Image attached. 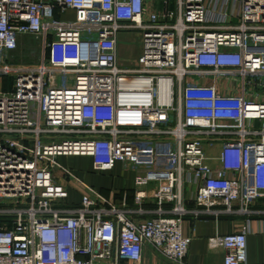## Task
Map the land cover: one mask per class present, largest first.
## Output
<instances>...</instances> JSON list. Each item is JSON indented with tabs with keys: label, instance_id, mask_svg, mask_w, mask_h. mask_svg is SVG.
I'll use <instances>...</instances> for the list:
<instances>
[{
	"label": "built area",
	"instance_id": "2783aa9c",
	"mask_svg": "<svg viewBox=\"0 0 264 264\" xmlns=\"http://www.w3.org/2000/svg\"><path fill=\"white\" fill-rule=\"evenodd\" d=\"M157 3L0 0V264H139L143 245L179 264L184 185L215 215L264 199V0ZM121 33L139 38L128 61ZM72 156L135 164V212L174 215L129 218L56 161ZM248 231L207 239L221 264H264L246 260Z\"/></svg>",
	"mask_w": 264,
	"mask_h": 264
},
{
	"label": "crops",
	"instance_id": "0c3cea01",
	"mask_svg": "<svg viewBox=\"0 0 264 264\" xmlns=\"http://www.w3.org/2000/svg\"><path fill=\"white\" fill-rule=\"evenodd\" d=\"M158 0H154L153 9H158ZM131 34V33H130ZM127 33H121L116 44V56L119 60H130L124 52V46L120 42L124 41ZM137 53V51H136ZM135 53V54H136ZM218 145H214L213 147ZM211 148V147H210ZM209 149V148H208ZM207 149V150H208ZM208 155H212L207 152ZM63 158V157H59ZM68 158H77L88 164L91 173H97L91 169L90 158L86 156H72ZM64 159V158H63ZM57 163L61 165L58 161ZM119 163H115L111 169L106 171H99L100 174L110 173L106 183L97 181L94 183V189L102 195L105 199L113 202L117 206H123L127 211V216L133 220H139L154 216L170 217L174 214L170 211L172 203H163L160 212H156L155 204L146 200L141 204V212H135V207L132 203L133 194V172L124 171ZM93 171V172H92ZM74 172V171H73ZM97 173V174H98ZM75 174V173H74ZM108 177V176H107ZM95 181V180H94ZM70 192L75 193L72 190ZM193 188L183 186L181 197L182 207L184 213L181 215V228L184 235L190 237L187 251L183 260L179 264H221L223 249L219 246L211 247L207 239L211 236L222 235L227 232L235 231L245 225L248 219L249 231L245 236V252L246 260L250 263L264 262V199H258L250 206L251 211L249 215H242L236 213H219L213 214L206 212L203 207L197 206L193 201ZM76 194V193H75ZM68 204H75L77 200L72 201L66 199ZM117 264H131L126 261H118ZM139 264H173L161 257L155 250L147 245L142 246L141 261Z\"/></svg>",
	"mask_w": 264,
	"mask_h": 264
},
{
	"label": "rangeland",
	"instance_id": "374dc122",
	"mask_svg": "<svg viewBox=\"0 0 264 264\" xmlns=\"http://www.w3.org/2000/svg\"><path fill=\"white\" fill-rule=\"evenodd\" d=\"M72 17V13L67 11L64 15L63 18L65 19H69ZM122 43V45L124 46V52L123 54H125L128 58L133 57V55H135L137 49H138V45H139V38L136 34L133 33H129V35H127L124 39V41L120 42V44ZM55 138H58V135L54 136ZM142 150L139 152L138 156L140 160H144L146 157H148L149 155H151V151L154 149L153 147L149 146H143L141 148ZM217 146L215 147H211L208 150L206 149V153H210V154H216L217 152ZM64 158V159H63ZM63 158H56V161H58L62 166L68 167L69 169H71L72 171H74L75 175L85 184L90 185L91 187L95 188L96 186L94 185V183H97V181H102L103 183H106L108 178H109V174H100V173H91L90 168L88 166V164H86L84 161L77 159V158H68V157H63ZM132 165V164H130ZM129 165V168H135L136 165L134 164L133 167ZM129 168H126V170L124 171H132ZM93 172V171H92ZM108 176V177H107ZM95 180V181H94ZM68 200H72L75 201L77 200V195L73 192H70L68 194Z\"/></svg>",
	"mask_w": 264,
	"mask_h": 264
}]
</instances>
